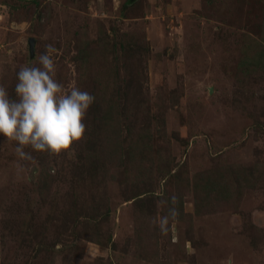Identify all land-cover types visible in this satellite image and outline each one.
I'll return each instance as SVG.
<instances>
[{
    "label": "rangeland",
    "instance_id": "rangeland-1",
    "mask_svg": "<svg viewBox=\"0 0 264 264\" xmlns=\"http://www.w3.org/2000/svg\"><path fill=\"white\" fill-rule=\"evenodd\" d=\"M49 44L96 99L71 155L0 140V264H264V0H0L11 96Z\"/></svg>",
    "mask_w": 264,
    "mask_h": 264
},
{
    "label": "clouds",
    "instance_id": "clouds-1",
    "mask_svg": "<svg viewBox=\"0 0 264 264\" xmlns=\"http://www.w3.org/2000/svg\"><path fill=\"white\" fill-rule=\"evenodd\" d=\"M55 52V47L49 44L34 64L20 68L14 97L0 85V140L15 142L21 159H32L25 149L53 156L71 155L73 145L86 135L85 120L96 98L75 87L65 91L55 79ZM175 201L173 196V205ZM177 215L173 206L167 215L154 219L161 234L169 232Z\"/></svg>",
    "mask_w": 264,
    "mask_h": 264
},
{
    "label": "water",
    "instance_id": "water-1",
    "mask_svg": "<svg viewBox=\"0 0 264 264\" xmlns=\"http://www.w3.org/2000/svg\"><path fill=\"white\" fill-rule=\"evenodd\" d=\"M31 44H33V41L31 42Z\"/></svg>",
    "mask_w": 264,
    "mask_h": 264
}]
</instances>
